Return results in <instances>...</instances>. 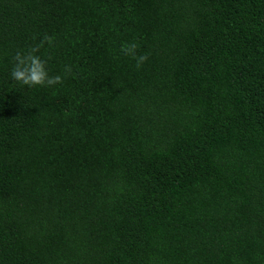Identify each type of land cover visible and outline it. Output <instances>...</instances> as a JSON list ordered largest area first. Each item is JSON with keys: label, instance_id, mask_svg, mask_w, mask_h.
I'll use <instances>...</instances> for the list:
<instances>
[{"label": "trees", "instance_id": "obj_1", "mask_svg": "<svg viewBox=\"0 0 264 264\" xmlns=\"http://www.w3.org/2000/svg\"><path fill=\"white\" fill-rule=\"evenodd\" d=\"M0 264H264V0H0Z\"/></svg>", "mask_w": 264, "mask_h": 264}]
</instances>
